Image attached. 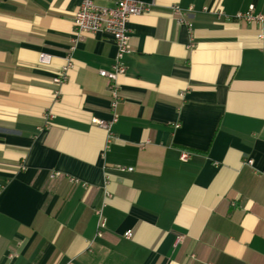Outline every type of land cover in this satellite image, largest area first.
<instances>
[{
    "label": "crops",
    "instance_id": "1",
    "mask_svg": "<svg viewBox=\"0 0 264 264\" xmlns=\"http://www.w3.org/2000/svg\"><path fill=\"white\" fill-rule=\"evenodd\" d=\"M139 1L114 105L117 49L75 36L81 0H0V264H264V56L234 19L264 0Z\"/></svg>",
    "mask_w": 264,
    "mask_h": 264
},
{
    "label": "built area",
    "instance_id": "2",
    "mask_svg": "<svg viewBox=\"0 0 264 264\" xmlns=\"http://www.w3.org/2000/svg\"><path fill=\"white\" fill-rule=\"evenodd\" d=\"M98 2L110 3L111 5L99 4ZM150 6L139 0H81L77 10L73 14V26L74 33L76 37H80L83 34L94 35L98 33H103L109 36L111 42H113L117 49V55L115 62L112 64L109 71L99 70L98 74L111 82L109 91L111 93L113 104H116L118 100V88L115 84L116 78L119 75L125 73V67L121 63V58L123 55L128 53V28L127 24L130 18L139 16L148 12ZM203 12H210L216 14L218 17L223 15L220 6H215L211 8H203ZM171 17L178 26H185L188 31L192 28L191 17L193 9L187 8L182 9L176 5L170 8ZM235 20L244 21L247 23H255L260 27V33L258 35L261 40V53L264 56V15H253L252 11L237 14L234 17ZM192 47L188 45V48ZM73 48V47H72ZM70 49L73 50V49ZM39 63L46 64L49 62V57L45 54H40L38 58ZM71 57L66 58V64L62 67L58 75L52 80L55 85L63 84L67 79V72L72 67ZM117 117L113 116V119L109 122L95 120L94 123L106 130V146L113 138L111 127L116 122ZM188 158L186 152L180 154V160L185 162ZM246 164H251L250 160L245 162ZM132 168H124L122 166H117V170L120 171H132ZM57 174L52 175L55 177ZM109 194H106L108 198ZM105 203L103 201L101 207L95 209L93 212L97 218L96 222V236H100L102 230L105 228V218L102 214V209ZM123 237L130 239L132 237V232L130 230L123 234ZM182 237H178L176 242H179Z\"/></svg>",
    "mask_w": 264,
    "mask_h": 264
}]
</instances>
